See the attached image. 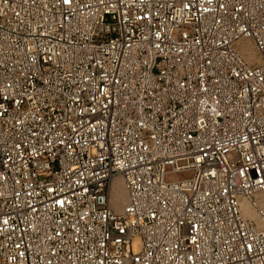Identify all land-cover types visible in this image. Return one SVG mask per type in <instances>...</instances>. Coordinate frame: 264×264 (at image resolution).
I'll return each mask as SVG.
<instances>
[{"label":"built area","instance_id":"built-area-1","mask_svg":"<svg viewBox=\"0 0 264 264\" xmlns=\"http://www.w3.org/2000/svg\"><path fill=\"white\" fill-rule=\"evenodd\" d=\"M259 193L264 0H0V264H264Z\"/></svg>","mask_w":264,"mask_h":264},{"label":"rangeland","instance_id":"rangeland-1","mask_svg":"<svg viewBox=\"0 0 264 264\" xmlns=\"http://www.w3.org/2000/svg\"><path fill=\"white\" fill-rule=\"evenodd\" d=\"M235 48L244 57L246 62L250 64H256L258 62V54L254 49V46L250 40L243 39L239 41ZM253 201L264 211V194L259 193L252 197ZM126 202V190L121 177H115L111 181L110 187V205L112 209L119 212ZM241 209L245 217L252 220L254 223L259 225L258 218L254 210L250 207L247 200L241 201Z\"/></svg>","mask_w":264,"mask_h":264}]
</instances>
